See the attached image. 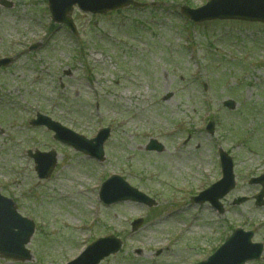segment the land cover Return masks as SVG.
<instances>
[{
	"label": "rangeland",
	"instance_id": "rangeland-1",
	"mask_svg": "<svg viewBox=\"0 0 264 264\" xmlns=\"http://www.w3.org/2000/svg\"><path fill=\"white\" fill-rule=\"evenodd\" d=\"M9 1L13 10L0 8V54L9 48L8 56L21 55L44 43L0 73V188L37 224L33 261L25 264H65L107 234L123 247L102 264H194L237 228L256 230L254 241L264 245V207L234 205L257 193L249 179L264 173V24L212 22L186 31L179 18L186 0H137L159 4L102 18L75 12L74 38L49 30L46 0ZM187 1L194 8L207 2ZM227 100L234 111L222 106ZM36 112L88 138L111 127L105 161L91 162L54 143L45 129H31ZM208 121L216 125L213 137L204 131ZM151 139L165 151L148 153ZM217 145L231 153L237 175L222 215L184 201L221 178ZM33 146L59 153L46 182L25 155ZM112 174L154 198L157 208H105L97 193H81ZM137 219L143 224L133 231Z\"/></svg>",
	"mask_w": 264,
	"mask_h": 264
},
{
	"label": "water",
	"instance_id": "water-1",
	"mask_svg": "<svg viewBox=\"0 0 264 264\" xmlns=\"http://www.w3.org/2000/svg\"><path fill=\"white\" fill-rule=\"evenodd\" d=\"M131 3V0H55V3L52 4V7L56 12H59V14L62 16L61 20L72 10V7L74 5H78L79 8L83 9L84 11H93V12H103L107 11L109 9H117L118 7L122 6H128ZM222 17H228V16H222ZM239 18L244 19H250V20H261L264 21L263 17H247V16H239ZM211 131L213 132V128H211ZM156 149H162V147H153ZM51 155H44V157H49ZM55 160L50 159V166L46 169L45 175L50 173L52 168L54 167ZM225 179L230 180V184L232 182L233 176H232V169L230 164H226L225 167ZM229 188L225 187L224 194L228 191ZM129 197H127L125 194H122L119 200H128ZM12 212L13 209H12ZM0 213H4L1 212ZM15 213V212H14ZM0 220H3L5 222H8L9 224L3 225L0 224V253L3 254L5 257L15 258L17 260H27L30 259L29 253L24 250V244H26L29 240L28 236L30 237L27 232L21 233V234H13L11 232L13 223H11V219L9 217L2 216ZM10 220V222H9ZM119 246L115 249V252L119 250ZM223 250L233 252L232 247H224ZM222 250V251H223ZM225 257V256H224ZM224 257H216L212 259L207 264H243L244 260L239 262L236 260H232L231 258H224Z\"/></svg>",
	"mask_w": 264,
	"mask_h": 264
}]
</instances>
